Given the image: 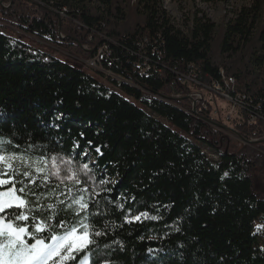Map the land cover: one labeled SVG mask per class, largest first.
<instances>
[{"label":"trees","instance_id":"trees-1","mask_svg":"<svg viewBox=\"0 0 264 264\" xmlns=\"http://www.w3.org/2000/svg\"><path fill=\"white\" fill-rule=\"evenodd\" d=\"M0 23L17 34L0 32L4 154L72 159L94 175V185L45 183L48 173L29 168L33 180H15L31 189L34 211H21L59 231L60 220L74 222L66 209L82 195L104 233L89 264H264V191L256 189L264 173V0L220 29L203 14L180 30L162 0H0ZM25 37L82 60L107 44L114 72L133 85L111 79L113 91ZM221 71L244 96L233 130L242 144L224 135L209 105L193 106L191 88L177 80L193 73L204 90L222 84ZM25 161L6 163L24 171Z\"/></svg>","mask_w":264,"mask_h":264},{"label":"snow or ice","instance_id":"snow-or-ice-1","mask_svg":"<svg viewBox=\"0 0 264 264\" xmlns=\"http://www.w3.org/2000/svg\"><path fill=\"white\" fill-rule=\"evenodd\" d=\"M8 151L9 142L0 139V165H6L7 168V171H0V189H4L0 190V264H69V262L89 264L94 252L92 246L96 244L94 237L104 235L103 232L95 230L89 201L82 195L78 198L73 197L66 210L73 213L74 222L69 224L60 220L59 231L57 225L50 224L48 219H41L38 222L35 215L29 216L25 211H21V209L34 211L27 207L32 202L25 198L31 189L26 191V186L17 188L15 176L23 175L33 180L27 169L34 168L38 176L43 175L48 162L43 156L35 161L30 157L6 156L4 153ZM99 151L97 149V152ZM16 159L21 160L22 165L25 160L30 161L24 171H20L11 163H6ZM51 163L52 169L47 175H43L45 183L50 182L53 176L79 183L81 173L86 176L90 174L88 164L74 168L71 167V160L63 161L62 158L55 156L51 158ZM61 164L66 166L62 168ZM47 207L49 210L55 208L52 204ZM100 264L111 262L103 260Z\"/></svg>","mask_w":264,"mask_h":264},{"label":"rangeland","instance_id":"rangeland-1","mask_svg":"<svg viewBox=\"0 0 264 264\" xmlns=\"http://www.w3.org/2000/svg\"><path fill=\"white\" fill-rule=\"evenodd\" d=\"M95 2V0H92ZM254 2V0H162L163 7L167 12V15L170 17L173 25L176 28H179L180 30L186 31L187 27L192 24L195 18L200 17L201 15L205 14L207 17H209L213 22L216 23L218 29L221 27L224 23L226 24L231 18H233L243 6L251 5ZM0 23V32H3L5 34L11 35L16 37L17 34L15 33V29L3 26ZM24 40L27 43H31L34 49L39 50H45L47 52H50L54 57H57L61 61H67L70 64L77 66L86 72L94 75L97 80L104 83L105 86H107L109 89L113 91H118V89L111 83L109 79H104L99 73H94L90 69H87L84 67V62L82 59H75L71 56H67L63 52L56 50L54 48H45L41 42L37 41L33 38L35 41H31V39L25 37ZM237 84L236 81H234L233 89L236 93H239V95L242 94L240 90H236ZM238 89V88H237ZM198 94L196 95V100L201 103L202 110L207 109L208 105L210 106V117L214 120L215 123L219 125V128L223 130L224 135L227 136L230 140L236 141L238 144L245 143L242 138L238 137L237 134L233 132L234 127L236 124L242 123L243 120V113L238 108L237 105H235L231 100H229L226 97H223L221 95H215L209 93V91H202V90H196L194 89ZM119 92V91H118ZM148 113H151L148 108H144ZM159 120L165 122V120L159 118ZM217 126V125H216ZM258 139H250L248 142H258ZM229 142V140H227ZM198 144L202 150L205 152L206 156H208L210 159H218V153H216L214 150L209 148L208 146L195 142ZM227 149V148H226ZM63 161H72L71 167H80L84 163H78L75 160L62 158ZM21 161V160H20ZM35 161V160H32ZM47 167L44 169V172L49 173V170L52 169V163L51 158L46 160ZM26 162V161H25ZM28 163L30 161H27ZM89 165V175H84L81 173L80 180L81 182L87 183L88 185H94V175L92 172V168ZM66 165L61 164V167H65ZM43 167V165H41ZM53 178L59 180V181H67L71 179H61L57 176H53ZM80 183V182H79ZM257 187L256 189L258 191H264V173L261 175V177H257ZM90 263V262H89Z\"/></svg>","mask_w":264,"mask_h":264},{"label":"built area","instance_id":"built-area-1","mask_svg":"<svg viewBox=\"0 0 264 264\" xmlns=\"http://www.w3.org/2000/svg\"><path fill=\"white\" fill-rule=\"evenodd\" d=\"M83 62H84L85 68L90 69L94 73H99L105 80L115 79L118 81L128 83L130 85H133L131 81L127 80L126 78L114 72L112 68L113 59L111 57L110 48L107 44L100 45L97 48L95 56L91 59L83 60ZM146 69H148V67H146L145 70ZM221 75H222V84L213 83L212 86L204 87V90L209 91V93L214 94L216 96L221 95L223 97L228 98L235 105H237L239 109H241L242 108L241 104H242V101L244 100V96L242 94L239 95V93H235V95H230L226 92V90H228L229 88H233L235 79L233 77H226L223 74V71H221ZM177 80L178 82L181 83V85H185L191 88V94L189 96L191 97V100H193V103H192L193 106L196 105L198 102H200V100L199 101L196 100L197 99L196 95L198 93L194 91V89H196V85L198 84V82L196 81V77L193 73L189 75H178ZM99 83L104 85V83L100 81ZM252 119L253 118L251 116V120Z\"/></svg>","mask_w":264,"mask_h":264}]
</instances>
